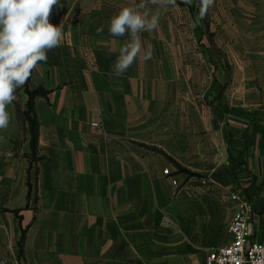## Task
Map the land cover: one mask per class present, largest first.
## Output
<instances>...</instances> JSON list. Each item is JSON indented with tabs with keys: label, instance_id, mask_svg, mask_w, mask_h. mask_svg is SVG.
I'll return each mask as SVG.
<instances>
[{
	"label": "crops",
	"instance_id": "0c3cea01",
	"mask_svg": "<svg viewBox=\"0 0 264 264\" xmlns=\"http://www.w3.org/2000/svg\"><path fill=\"white\" fill-rule=\"evenodd\" d=\"M139 2L54 6L64 41L0 130V264H201L231 240L234 192L260 236L264 0H214L206 20L176 0L141 33L152 59L116 76L130 37L108 23Z\"/></svg>",
	"mask_w": 264,
	"mask_h": 264
},
{
	"label": "clouds",
	"instance_id": "9594fccd",
	"mask_svg": "<svg viewBox=\"0 0 264 264\" xmlns=\"http://www.w3.org/2000/svg\"><path fill=\"white\" fill-rule=\"evenodd\" d=\"M191 3L192 0H184ZM60 0H0V130L7 129L11 122L8 106L16 99V91L30 79L42 62H47V53L64 41L62 26L50 23V15ZM214 0H200V17L203 18ZM156 6V9L150 7ZM176 6V0H140L139 3L122 6L108 23L113 37H130L118 50L112 73L122 76L138 57L147 61L153 57V46L145 49L141 33L158 29L160 17ZM103 26L97 29L103 32ZM242 264V258H235ZM256 264H260L259 261Z\"/></svg>",
	"mask_w": 264,
	"mask_h": 264
},
{
	"label": "built area",
	"instance_id": "2783aa9c",
	"mask_svg": "<svg viewBox=\"0 0 264 264\" xmlns=\"http://www.w3.org/2000/svg\"><path fill=\"white\" fill-rule=\"evenodd\" d=\"M98 126L97 122L92 123ZM169 175V171H163ZM206 181H202L205 183ZM176 184V181L173 180ZM234 203L232 215L227 225L231 236L228 244L217 247L207 253L205 261L201 264H235V258H242V264H264V221L260 236L251 239L253 233L251 224L253 221V205L248 198L240 192L230 194Z\"/></svg>",
	"mask_w": 264,
	"mask_h": 264
},
{
	"label": "trees",
	"instance_id": "16d2710c",
	"mask_svg": "<svg viewBox=\"0 0 264 264\" xmlns=\"http://www.w3.org/2000/svg\"><path fill=\"white\" fill-rule=\"evenodd\" d=\"M26 91H27V93L29 94V96H30V99H29V101H28V108L31 106V96L34 94L32 91H29L27 88H26ZM37 92H39V91H37ZM36 92V93H37Z\"/></svg>",
	"mask_w": 264,
	"mask_h": 264
},
{
	"label": "rangeland",
	"instance_id": "374dc122",
	"mask_svg": "<svg viewBox=\"0 0 264 264\" xmlns=\"http://www.w3.org/2000/svg\"><path fill=\"white\" fill-rule=\"evenodd\" d=\"M193 1H194V3L197 4V7H198L199 10H200V0H193ZM199 14H200V11H199ZM203 19H204V20L208 19V16H207V18H206V14H205L204 17H203Z\"/></svg>",
	"mask_w": 264,
	"mask_h": 264
}]
</instances>
